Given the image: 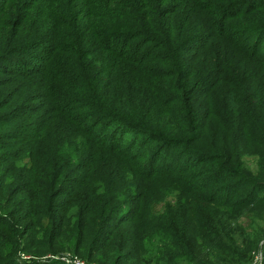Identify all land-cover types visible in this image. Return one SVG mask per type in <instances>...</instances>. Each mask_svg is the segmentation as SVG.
<instances>
[{
    "label": "trees",
    "instance_id": "trees-1",
    "mask_svg": "<svg viewBox=\"0 0 264 264\" xmlns=\"http://www.w3.org/2000/svg\"><path fill=\"white\" fill-rule=\"evenodd\" d=\"M262 42L264 0H0V90L15 87L0 110L39 114L0 117V264L62 249L131 264L166 236L171 262L241 256L226 245L239 226L222 232L264 220Z\"/></svg>",
    "mask_w": 264,
    "mask_h": 264
},
{
    "label": "rangeland",
    "instance_id": "rangeland-1",
    "mask_svg": "<svg viewBox=\"0 0 264 264\" xmlns=\"http://www.w3.org/2000/svg\"><path fill=\"white\" fill-rule=\"evenodd\" d=\"M262 50H264V42H262ZM15 59H19V58H15ZM26 60L28 62V66L32 68L43 63V61H38V60H32V59H26ZM7 66H8L7 64L1 63L0 70H2V68L6 69ZM9 80L10 79L8 76L2 73L0 74V84L7 83ZM14 89L15 87L12 84H9L4 88H1L0 93H2V98L5 97L7 93L15 91ZM31 91L32 90L27 89V90H24L22 93H25L27 96L31 93ZM13 99H14L13 102L18 100L16 96H13ZM0 102H1V99H0ZM35 105H36V102L31 104L29 101L28 102L23 101L22 104L18 106H16V104H11V103L5 104L4 106L1 107L0 117L4 116V117H7L8 119L10 117L15 119L13 123L8 122V125H10L9 129L13 130L14 127L23 125L24 123L35 120L38 117L39 114H35V112H33L35 110L34 109ZM20 107H23L24 109ZM1 130L2 128L0 127V131ZM3 143L4 142L0 141V145H2ZM5 153H9V152L4 149L0 152V159L2 157L3 161H5V157L8 156V154H5ZM244 162H246L245 166L247 169H249L252 172H255L256 158L249 157V156L244 157ZM4 165H5V162L2 165V168L5 167ZM225 195L226 194H222V196L224 197ZM229 195L233 196V198L235 199L237 198L239 199V197H246L243 193V189L242 191L241 189H239V190H236V192H231ZM258 195L264 197V190L259 192ZM64 197L65 195H62L60 196L59 199H62ZM168 202L173 203L174 200L168 199ZM156 209H159L161 213L159 217H164L167 213V210L163 209V207L161 208L160 204L156 207ZM260 209L264 210V207ZM150 211L151 212L148 214L149 218H151L154 212L152 210ZM252 213H255V212H252ZM251 215H254V214L247 215V214L242 213L240 215L241 218H239L236 222H232L230 226L226 227L224 231L222 232V234L227 233V232L230 233L233 230L232 229L233 225L237 224L239 226L240 229L235 231L233 235H230L232 245L230 243L226 245L228 247H231V249L235 250L236 253H240L241 256H239L238 258H235L234 260L228 261V258L225 256L226 252L224 248L219 247V244H215L214 246L215 249L213 250L211 249L210 255L212 256L207 254V257L211 263L213 264H249V259H252L250 261V264H264V220L260 218L252 217ZM168 237L169 236L161 237L159 240L158 239L149 240L148 241L149 245L146 244L148 246L145 249H147L148 253L150 254H145L144 256L140 255L141 249L137 245V247L133 248V250L131 251V259H132L131 264H148V263H151V264H183L182 260H180V258L183 257L182 249L177 252L176 255L178 258L174 262H171L166 255L162 254L159 251V247ZM116 243L117 244L119 243L118 239L116 240L114 238L113 240H111L110 242L111 248L112 246L117 245ZM98 246L99 245L95 247L94 251L98 250ZM135 249L137 250L138 254L133 253ZM61 251H65V252L60 253L59 255H56V256H50V257L43 256L40 258L21 254L20 258L25 264H33V263L35 264H94L92 261L81 259L80 255H76L70 252L68 249H62ZM154 251H159L160 256H158L157 258L147 256V255H151V253ZM248 251H249L250 256H248ZM245 253H247L248 259H246V256H243L245 255ZM214 255L216 256L214 257ZM68 259L70 260L68 261L69 263L66 262ZM141 259H143L144 261L143 263L140 262ZM125 264H130V263L127 262Z\"/></svg>",
    "mask_w": 264,
    "mask_h": 264
},
{
    "label": "built area",
    "instance_id": "built-area-1",
    "mask_svg": "<svg viewBox=\"0 0 264 264\" xmlns=\"http://www.w3.org/2000/svg\"><path fill=\"white\" fill-rule=\"evenodd\" d=\"M68 261H70L69 259L66 261V262H68ZM69 263V262H68Z\"/></svg>",
    "mask_w": 264,
    "mask_h": 264
}]
</instances>
